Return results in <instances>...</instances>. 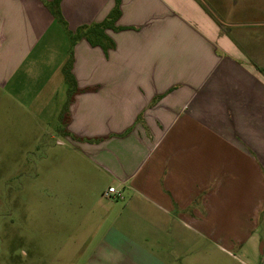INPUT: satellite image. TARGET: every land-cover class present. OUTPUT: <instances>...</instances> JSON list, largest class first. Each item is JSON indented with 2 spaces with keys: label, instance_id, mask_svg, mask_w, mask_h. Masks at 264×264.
Returning a JSON list of instances; mask_svg holds the SVG:
<instances>
[{
  "label": "crops",
  "instance_id": "obj_1",
  "mask_svg": "<svg viewBox=\"0 0 264 264\" xmlns=\"http://www.w3.org/2000/svg\"><path fill=\"white\" fill-rule=\"evenodd\" d=\"M53 1L0 0V126L56 142L68 264H215L242 248L264 215V0H118L106 53L73 36L115 0H60L64 24Z\"/></svg>",
  "mask_w": 264,
  "mask_h": 264
},
{
  "label": "rangeland",
  "instance_id": "obj_2",
  "mask_svg": "<svg viewBox=\"0 0 264 264\" xmlns=\"http://www.w3.org/2000/svg\"><path fill=\"white\" fill-rule=\"evenodd\" d=\"M0 128V264H68L77 240L53 229L56 142L10 141ZM257 223L242 248L216 252L215 264H264V215Z\"/></svg>",
  "mask_w": 264,
  "mask_h": 264
},
{
  "label": "trees",
  "instance_id": "obj_3",
  "mask_svg": "<svg viewBox=\"0 0 264 264\" xmlns=\"http://www.w3.org/2000/svg\"><path fill=\"white\" fill-rule=\"evenodd\" d=\"M59 1L60 0H54L53 2L48 3L47 8L49 9L52 16L57 22L64 24L63 18L59 11ZM118 16H119V1L115 0L114 7L102 22L91 25L89 27L84 26L79 28L73 37L75 40L84 38L91 46L100 47L103 50V52L106 53L108 50L114 47V44L112 40L106 36L105 31L108 29L118 30V28L114 26ZM70 66H71V60H69V62L64 67L63 73L67 84L72 85L74 84V81L70 74Z\"/></svg>",
  "mask_w": 264,
  "mask_h": 264
},
{
  "label": "built area",
  "instance_id": "obj_4",
  "mask_svg": "<svg viewBox=\"0 0 264 264\" xmlns=\"http://www.w3.org/2000/svg\"><path fill=\"white\" fill-rule=\"evenodd\" d=\"M113 195L115 197H120V194L116 192L115 188H109L105 196Z\"/></svg>",
  "mask_w": 264,
  "mask_h": 264
}]
</instances>
